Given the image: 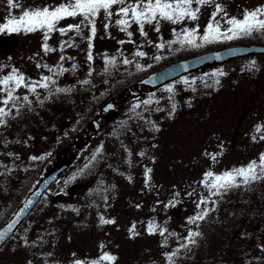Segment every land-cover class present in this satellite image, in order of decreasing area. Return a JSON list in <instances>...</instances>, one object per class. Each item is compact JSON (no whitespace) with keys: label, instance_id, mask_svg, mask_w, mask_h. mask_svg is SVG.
Masks as SVG:
<instances>
[{"label":"rangeland","instance_id":"1","mask_svg":"<svg viewBox=\"0 0 264 264\" xmlns=\"http://www.w3.org/2000/svg\"><path fill=\"white\" fill-rule=\"evenodd\" d=\"M60 2L20 0L24 7ZM218 2L230 16L238 18L243 9L264 4V0ZM211 10L202 9L197 21L176 25L162 21L160 33L146 25L147 39L153 44H165L159 50L139 35L135 25L130 30L136 45L118 44L117 41L129 38L115 26L108 29L109 38L101 14L96 20L92 62H86V41L72 32L63 37L53 33L48 43L57 51L48 54L41 50L39 32L0 34V75L15 66L26 76L38 79L41 74L51 73L38 69L37 62L52 66L59 62L69 71L54 77L57 83L52 87L72 88L70 93L56 94L42 106L34 95L21 90L33 101V111L25 105L16 119L9 120L8 127L0 128L9 141L7 146L0 141V163L7 165L0 167V173H4L0 175V226L45 172L63 160L70 161L68 169L2 246L0 264H71L74 259H98L102 252L117 257L113 264H169L164 253L185 243L183 237L188 229L201 232V236L195 238V245H190V252L181 250L174 258L175 264H264V251L260 250L264 245V181L231 190L221 198L213 197L219 201L216 211L198 222L199 227L186 224L187 218L197 211L194 202L199 195H208L199 183L203 173H220L246 165L264 152V140L259 139L264 135V53L208 64L156 89L139 88L137 83L144 74L172 60L229 44H264V35L254 33L251 37L221 39L200 47L179 43L168 47V41L177 39L173 29L181 32L184 27L198 24L202 35ZM8 11L5 0H0V22ZM19 12L12 10L14 15ZM75 23H79V17L63 20L60 26ZM222 26L227 27L223 22ZM83 32L87 35L88 30ZM199 35L197 43H201ZM70 37L75 46L66 47L61 53L59 43ZM137 45H143L139 50L147 53L145 57L133 55ZM121 52L133 63L123 65ZM61 54L74 59L61 62ZM104 54L117 57L116 66L108 72L104 71ZM156 55L162 59L155 60ZM253 61L255 65L250 66ZM137 62L142 70L136 69ZM73 63L77 65L74 71ZM89 68L93 69L90 77ZM217 71L226 75H211ZM182 78L190 83H183ZM85 79L90 83L82 84ZM169 85L173 93L165 91ZM39 92L41 98L47 94L43 89ZM149 97L153 103L143 105L141 102ZM109 99H113L116 108L104 112L102 105ZM156 100L160 103L156 104ZM172 103L177 105L174 113ZM135 104L140 107L133 111ZM157 108L164 111H156ZM92 118L100 121L98 130ZM153 124L160 131H153ZM257 125L261 126L260 132L256 131ZM101 145L102 150L92 160ZM141 151L146 152L145 157L137 155ZM221 151L216 162L205 155ZM8 152L18 159L7 156ZM32 156L45 159L33 161ZM145 166L153 170L147 186ZM74 175L76 179H70ZM193 190L194 195H187ZM176 192L179 196L174 195ZM207 207L211 208V203ZM101 215L115 223L101 225ZM149 221L168 230L166 245L165 237L158 231L148 234ZM133 223L136 234L129 232Z\"/></svg>","mask_w":264,"mask_h":264},{"label":"snow or ice","instance_id":"2","mask_svg":"<svg viewBox=\"0 0 264 264\" xmlns=\"http://www.w3.org/2000/svg\"><path fill=\"white\" fill-rule=\"evenodd\" d=\"M7 9L9 10L7 15L3 18V22H0V34H32L41 33L43 43L41 44V50L45 54L57 51L49 45L48 41L51 39L53 33H59L60 36H67L68 33H75L76 36H80L81 39L86 41L87 52H86V62H92L94 60L93 56V40L96 37V20L98 17L103 15L104 18V29L105 33L109 35L108 29L115 26L120 32L125 33L128 40H119L118 44H134L136 41L132 39L134 32L132 29L133 25L136 26V31L141 37H144L148 44H153V42L148 38V32L145 30V26H150L153 31L160 33L161 22H168L170 24H182L185 21H197L201 14L202 9L211 8L208 20L204 25L203 34L200 33V25H196L192 28L184 27L181 32H177L173 29V35L177 39L170 40L167 42L168 47L172 44L179 43L181 46L187 44L190 46L200 47L203 44H209L216 42L218 40H233L240 39L244 37H251L254 33H259L264 35V4H261L253 9H243L241 16L238 18L236 16H230L225 10V6L218 2V0H61L60 3L55 5H44V6H30L24 7L20 0H5ZM20 10L18 15H14L12 10ZM79 17V23L68 24L65 26H60V22L68 18L76 19ZM115 17V19H113ZM222 22L227 27L222 26ZM87 29V35L84 34L83 30ZM182 33V34H181ZM199 35V40L201 43H197V37ZM74 38L70 37L68 40H62L58 49L61 53L64 52L65 48L74 47ZM143 45H137L136 50H134L133 55L135 57L143 58L147 55L146 52L139 50ZM153 46L156 49H163L165 47L164 43H154ZM119 51V50H118ZM37 56L39 53L36 54ZM121 63L123 65H129L133 63L132 60L127 58L121 52ZM155 60L162 59L161 56L156 55L153 57ZM66 59H74L71 57H65L63 54L60 55V61ZM219 59V57H217ZM117 63L116 56H108L104 54V64L105 72L109 71L110 67H115ZM255 61L251 63L250 66H254ZM148 65L147 67H151ZM0 66V71H2ZM36 67L46 69L51 75L41 74L38 79H33L26 76L24 73L20 72L18 68L12 66L10 71L6 74L0 75V128H6L9 126L10 119H16L17 116L21 114V109L28 106V111H33L31 107L33 101L29 98L28 94H24L21 90H26L35 96L36 101L39 105H43L46 100L55 96L59 93H70L72 88L65 87H55L57 80L54 77H58L68 72L69 69L62 66L61 63L57 65H49L47 63H36ZM72 70L77 68L75 63L72 64ZM135 67L137 70H142L140 63H136ZM187 68V65L184 66ZM93 69L89 68L88 76L92 75ZM212 76H223L226 75L223 71H217L211 74ZM183 83L189 84L187 78H182ZM82 84H89L90 81L85 79L81 82ZM192 84L195 81H191ZM215 83H219L216 80ZM43 89L46 91V95L41 98L39 90ZM165 91L173 93L174 89L171 85L165 88ZM172 97H169L171 99ZM143 105L148 106L153 103L152 97L141 102ZM156 104L160 101L156 100ZM190 106V105H189ZM112 105H108L107 108H111ZM140 104H135L132 106V110L135 111L139 108ZM177 105L175 103L171 104L172 113L175 112ZM107 110V109H106ZM156 111H164L162 108H157ZM137 115H141L137 113ZM141 118H143L141 116ZM126 123V122H125ZM153 131H160V128L155 124L152 125ZM256 131H261V126H256ZM252 139L255 141L256 137L253 136ZM260 140H264V135L259 137ZM0 141L7 146L9 141L3 137L0 133ZM19 142V141H17ZM103 145L97 148L96 153H93L92 160L96 159L97 154L102 150ZM155 147V145H153ZM221 145V149H222ZM7 156L13 157L18 156L12 152L6 153ZM50 155V154H49ZM129 156L132 155L131 152L128 153ZM140 157H145L146 152L141 151L137 154ZM206 156H209L213 162L217 161L218 155L220 153H208L205 152ZM31 160H43L45 156H32ZM153 163L155 162L152 158ZM131 163V161H129ZM0 167L7 168V165L0 163ZM88 165H85L87 168ZM10 171V169H9ZM152 168L145 166L144 176L145 184L148 185L151 179ZM4 173H0L3 175ZM123 175V173H121ZM129 181L131 177H127ZM70 179L75 180L74 175ZM264 181V152L258 155V160L254 159L247 163L246 165L234 167L230 170H224L220 173H214L209 170L203 173V179L199 182L204 189H206L208 195H199V198L194 202L197 211L190 217L187 218L186 224L197 225L198 222L205 221L210 213L216 211V205L218 204V199H212L213 197L221 198L229 191L234 189H239L242 187L250 186L254 182ZM112 187H115L114 185ZM107 191V189H104ZM195 194V190L187 193V195L192 196ZM37 196L40 193H36ZM175 196H179V192L174 193ZM107 201V197H104ZM211 203L212 207L209 208L207 205ZM33 204L32 200H27L24 207L28 208ZM139 207V205H137ZM75 210V209H73ZM17 220H13L7 225V227L0 231V242H3L9 233L12 232ZM99 223L101 225H111L115 223L113 219H106L104 216L99 217ZM136 225L133 223L129 229L130 233H135ZM158 234L161 237H165V233L168 231L166 228H161L154 222L149 221L147 225L148 234ZM170 236H175L176 233H168ZM201 236V232L193 231L188 229L187 235L183 237L185 243H180L179 246L170 253H164L169 264H175L174 258L179 255L181 250L191 251L190 245L196 244V237ZM167 244V237L164 241ZM101 248L104 245L100 246ZM260 250L264 251V245L260 246ZM75 256V254H73ZM117 259L116 256L110 254L109 252H102L98 259H93L91 261H85L81 259H74L71 264H113ZM31 264V261H29Z\"/></svg>","mask_w":264,"mask_h":264},{"label":"water","instance_id":"3","mask_svg":"<svg viewBox=\"0 0 264 264\" xmlns=\"http://www.w3.org/2000/svg\"><path fill=\"white\" fill-rule=\"evenodd\" d=\"M254 53H264V44H232L207 50L186 58L171 61L160 68L148 72L139 78L137 83L139 85H147L152 88H157L170 81L176 80L181 76L200 69L205 65L223 63L234 58H240ZM217 57H219V59H217ZM185 65H187V68L184 67ZM108 105H112V107L107 108ZM115 108L116 104L113 100L107 101L103 106V110L105 112ZM93 123L95 129L98 130L100 127L99 122L97 120H93ZM69 165L70 162L68 160H64L59 165L49 169L40 177L30 192L21 200L10 217L0 226V231H3L9 223L13 220H17L12 232L8 234L3 242H0V249L14 234L23 221L31 214L43 195L60 178ZM36 193H40V195L37 196ZM27 200H32L33 204L28 208H25L24 205Z\"/></svg>","mask_w":264,"mask_h":264}]
</instances>
